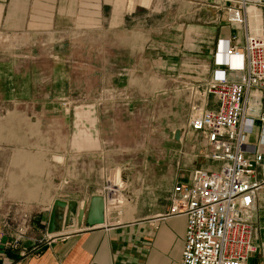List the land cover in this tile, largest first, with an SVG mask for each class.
<instances>
[{
	"label": "rangeland",
	"instance_id": "1",
	"mask_svg": "<svg viewBox=\"0 0 264 264\" xmlns=\"http://www.w3.org/2000/svg\"><path fill=\"white\" fill-rule=\"evenodd\" d=\"M129 1L139 0L119 13L113 1L101 12L105 0H61L63 29L49 42L0 29V207L12 217L97 191L104 224H123L151 215L153 198L203 167L204 136L186 128L191 88L212 78L233 4L149 0L130 11ZM121 14L132 17L120 32L100 25ZM245 14L248 31L263 35L264 10ZM179 257L171 248L164 264Z\"/></svg>",
	"mask_w": 264,
	"mask_h": 264
},
{
	"label": "built area",
	"instance_id": "2",
	"mask_svg": "<svg viewBox=\"0 0 264 264\" xmlns=\"http://www.w3.org/2000/svg\"><path fill=\"white\" fill-rule=\"evenodd\" d=\"M222 1L233 4L227 22L242 24V40L236 33L219 39L218 47H224L226 58L235 59V66L216 62L213 77L202 88H191L186 128L204 136L207 151L203 167L173 186L169 209L160 215L161 219L185 218L177 264H264V258L253 260L257 248L252 243L253 212L262 185L254 174L262 154L256 150L253 159L246 155V137L255 121L247 114L249 92L264 88V35L248 31L245 14L248 6L264 10V0ZM259 121L264 123V117ZM259 146L264 147L262 136ZM4 219L0 244L5 238L2 230L9 227L11 240L6 246L16 248L33 229L32 213L21 209L14 218L8 208Z\"/></svg>",
	"mask_w": 264,
	"mask_h": 264
},
{
	"label": "crops",
	"instance_id": "3",
	"mask_svg": "<svg viewBox=\"0 0 264 264\" xmlns=\"http://www.w3.org/2000/svg\"><path fill=\"white\" fill-rule=\"evenodd\" d=\"M5 1L0 0V29L2 31L16 32L18 35L28 37L29 40L40 35H46L47 42H49L50 37L55 35L58 30L63 29L59 22L64 17L60 13V9L63 8L61 0H8L10 1L8 5L5 4ZM105 1L106 3L103 2L99 5V11L103 12L105 7L109 5L107 3L113 1L117 12H122L120 8H123L125 0ZM136 3L143 6L147 5L149 0L129 1L130 11L134 9ZM249 13V18L258 22L259 15L253 17L251 10ZM131 17L132 14L128 16L121 14L117 18L110 16L101 20L100 25L105 23L107 29L118 33L127 19H131ZM261 19L264 35V17ZM218 20L219 18L215 17L216 23H220ZM228 25H230L227 26L228 33L226 36L220 35L221 39L229 38L236 33L242 40L240 30L235 25ZM47 48L54 50L53 46ZM223 52L226 51L224 47H221L218 62L227 63L228 58L223 56ZM48 53L51 52L48 51ZM54 55L58 59L60 54L54 52L52 56ZM213 75L214 72L212 77ZM247 114L252 116L255 121L251 133L246 137V155L253 159L256 150L262 154V160L256 166L254 174V179L262 184L257 194L252 219L255 228L252 243L257 248L253 260L257 261L264 258V147L259 146L261 136L264 137V123L259 121V117H264V88L250 89ZM96 192L95 194H97ZM171 192L172 187L153 198L159 203H154V212L149 216L137 217L123 224L109 226L105 222L104 225L95 229L85 228V221L82 226H77L76 217H72L73 224L67 225L63 224L62 221H57L54 233L51 235L47 233L51 209L39 208V211L34 212L38 214L32 216L34 220L33 229L18 247L6 246V243L11 240L12 230L9 227L2 230L5 231V238L0 244V264H124L125 261H138L140 256L145 260L143 264H164L171 248L177 249L181 253L185 230V218L183 217L160 218V215L169 209ZM95 194L83 193L79 198L72 197L63 201H75L81 207ZM154 194L155 192L152 190V197ZM142 197L136 196L137 208L140 203L139 199ZM5 211V208L0 207V228L4 225ZM58 212L62 215L65 213L62 209ZM31 213L33 212L31 211ZM74 227H77V230L69 233L63 232L64 228L71 229ZM38 240H42V242L38 246H34ZM178 260H174L171 264H177Z\"/></svg>",
	"mask_w": 264,
	"mask_h": 264
},
{
	"label": "water",
	"instance_id": "4",
	"mask_svg": "<svg viewBox=\"0 0 264 264\" xmlns=\"http://www.w3.org/2000/svg\"><path fill=\"white\" fill-rule=\"evenodd\" d=\"M57 208L65 211L64 216L59 214ZM104 210L103 199L100 196H92L88 203V211L86 216L85 226L87 229H95V226L102 225L104 222L102 213ZM85 209L79 207L75 201L56 200L50 211L49 221L47 226V233L53 234L55 230V223L65 219L67 225L73 224L72 217H76L77 224L81 225Z\"/></svg>",
	"mask_w": 264,
	"mask_h": 264
},
{
	"label": "bare ground",
	"instance_id": "5",
	"mask_svg": "<svg viewBox=\"0 0 264 264\" xmlns=\"http://www.w3.org/2000/svg\"><path fill=\"white\" fill-rule=\"evenodd\" d=\"M228 64H230L231 66H235V64H236V61H235V59L234 58H228V62H227ZM116 199V198H115ZM114 199V197H112L111 199H110V201H109V206H116L118 203H117V201ZM120 205V204H119ZM86 223V222H85ZM103 224H104V222H103ZM102 224V225H103ZM102 225H98V226H95V228H98V227H101ZM73 231V230H72ZM65 233H67V232H65Z\"/></svg>",
	"mask_w": 264,
	"mask_h": 264
}]
</instances>
